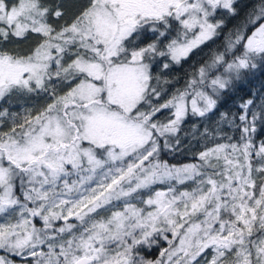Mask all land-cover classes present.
I'll return each mask as SVG.
<instances>
[{"label":"snow or ice","instance_id":"obj_1","mask_svg":"<svg viewBox=\"0 0 264 264\" xmlns=\"http://www.w3.org/2000/svg\"><path fill=\"white\" fill-rule=\"evenodd\" d=\"M238 3L0 0V100L46 97L34 114L0 110V123L11 121L0 131V250L25 264H264V141L252 135L264 98L253 93L239 115L197 129L213 143L194 162L161 159L182 150L189 116L209 118L264 65V0H255L224 50L193 64L161 102L162 74L218 37ZM145 33L153 38L141 44ZM33 37L24 51L6 47ZM158 238L168 246L155 259L140 255ZM0 264L14 262L0 255Z\"/></svg>","mask_w":264,"mask_h":264},{"label":"trees","instance_id":"obj_2","mask_svg":"<svg viewBox=\"0 0 264 264\" xmlns=\"http://www.w3.org/2000/svg\"><path fill=\"white\" fill-rule=\"evenodd\" d=\"M48 3L55 5L60 2V0H47ZM78 0H64L66 6L71 7L73 4L77 3ZM255 0H239L238 7L241 9L240 15L234 18H229L226 21V26L220 30L221 34L214 38L212 41L206 42L204 45H201L199 49L194 50L190 58L182 62V65L173 66L169 71L165 72L161 76V86L167 89V95L162 99L166 100L172 93L175 88H183L185 84L186 74L192 71V65L195 64L197 67L200 64H203L205 61L210 59V55L213 51H223L225 44V36L234 25H237L240 20L243 18L244 12L247 11V8L254 3ZM223 10L218 11L217 18L219 19L223 15ZM146 42L150 39L148 33H145L141 37ZM32 39L28 40H14L12 43L6 45L9 49H16L18 51L26 50L32 43ZM206 53V54H205ZM236 55L241 54V50H235ZM228 59H231L229 55ZM220 72H223V68H220ZM159 73V65L153 68V74ZM217 73H213L215 75ZM168 79L172 81L171 84H163V80ZM253 93L256 94V102L259 104L261 99L264 98V65H261L256 70L245 72L243 77L239 81H235L229 90L223 93L221 100L218 104L217 109L210 115L207 119H200L197 117H190L186 121L185 125H182L180 135L182 137L183 147L179 153L168 152L167 150L163 151L161 154V159L166 160L169 164H183L194 162V154L203 150L206 146H212L213 141L211 137L208 140H205L202 136L199 135V132L203 130L205 126L215 127V123L219 120V113L227 112L229 115H239L241 109L239 105L249 99L253 98ZM33 96H23V95H14L13 102L18 103V105H23L25 109L31 105ZM43 97L42 95L40 98ZM44 99V98H43ZM254 110L259 111V108L253 106ZM35 105L32 106V111L36 110ZM239 123V121H237ZM196 126L195 128L193 126ZM224 127L225 131L229 136L238 138L240 133L235 128H232L228 125H221ZM257 131L252 134L254 142L258 145L261 141H264V120L258 119L256 122ZM1 127L5 131L9 130L8 122H5ZM218 140V138H217ZM187 141V142H186ZM218 142H223L219 141ZM165 242L162 239H157L156 243L148 248L147 246H142L138 248L140 255L144 256L146 259H155L159 255V251L162 248V245Z\"/></svg>","mask_w":264,"mask_h":264},{"label":"rangeland","instance_id":"obj_3","mask_svg":"<svg viewBox=\"0 0 264 264\" xmlns=\"http://www.w3.org/2000/svg\"><path fill=\"white\" fill-rule=\"evenodd\" d=\"M51 1V0H49ZM218 11H222V10H218ZM224 11V10H223ZM216 18H217V15H216ZM218 19V18H217ZM149 36H150V39L147 40L146 42L144 43H147L148 41H150L153 37H152V34L151 33H148ZM143 39L141 38L140 39V43L143 44ZM206 54V53H205ZM13 98H14V95L6 98L5 100H0V110L2 109H8V111L10 113H18L20 115H23L25 110H32V106L35 105V108L39 109L42 105H44L46 103V97H41L40 96H33L31 101V105L28 107V109H25L23 107V105H18V103H14L13 102ZM44 98V99H43ZM169 98V97H168ZM35 113V111L33 110V114ZM168 116V113L167 112H162L159 114V117L160 119H166V117ZM192 116H189L188 118H190ZM187 118V119H188ZM186 119V120H187ZM184 121L182 125H185V123H187V121ZM5 122H8L9 124V127L11 126V121L10 120H6L2 123H0V131H5L3 127H1L2 125H4ZM187 142V141H186ZM165 186L164 185H156L153 189V191L155 190H160V189H163ZM0 222H3V219H0ZM38 223V226H39V222ZM163 240V239H162ZM164 241V240H163ZM165 242V241H164ZM167 243L165 242L163 245H162V248L164 247H167ZM0 255H4L6 256L7 259L9 260H12L14 262V264H25V262L18 256H15V255H9V254H6L3 250H0ZM211 257V252H209L208 254V258L210 259ZM201 264H204V261L201 260Z\"/></svg>","mask_w":264,"mask_h":264}]
</instances>
